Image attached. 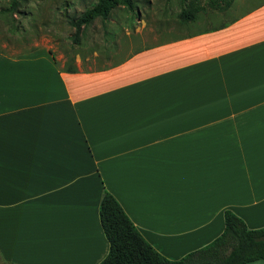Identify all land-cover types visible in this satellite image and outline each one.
Segmentation results:
<instances>
[{
	"label": "crops",
	"instance_id": "1",
	"mask_svg": "<svg viewBox=\"0 0 264 264\" xmlns=\"http://www.w3.org/2000/svg\"><path fill=\"white\" fill-rule=\"evenodd\" d=\"M127 12L64 50L0 48L5 264H98L105 190L169 259L225 210L264 226V0L165 39Z\"/></svg>",
	"mask_w": 264,
	"mask_h": 264
},
{
	"label": "trees",
	"instance_id": "2",
	"mask_svg": "<svg viewBox=\"0 0 264 264\" xmlns=\"http://www.w3.org/2000/svg\"><path fill=\"white\" fill-rule=\"evenodd\" d=\"M29 0H10L0 13H20ZM177 19L181 24L195 21L199 12L209 8L223 11L233 0H179ZM136 11L134 0H96L95 3L69 20L74 28L73 45H79L82 29L95 19L108 20L111 12L119 7ZM139 16V15H137ZM99 218L109 243L107 255L98 264H246L264 261V226L250 228L231 210L224 211L223 231L208 244L188 252L178 259H169L158 252L141 235L116 198L104 191L99 204Z\"/></svg>",
	"mask_w": 264,
	"mask_h": 264
},
{
	"label": "rangeland",
	"instance_id": "3",
	"mask_svg": "<svg viewBox=\"0 0 264 264\" xmlns=\"http://www.w3.org/2000/svg\"><path fill=\"white\" fill-rule=\"evenodd\" d=\"M96 0H29L21 12L0 13V48L7 52L16 53L27 46L34 47L36 44H44L55 50L76 46L72 44L71 36L74 28L69 25V20L74 19L86 8L92 6ZM135 12H127L130 22L137 18L146 23L147 28L156 29L163 39L178 34L183 30H195L217 25L235 15L236 12L245 10L263 0H233L229 12L208 9L199 12L197 20L184 27L177 19L180 10L179 0H134ZM10 0H0V9L6 8ZM235 12V13H234ZM125 10H117L111 19H123ZM139 15V16H137ZM111 19L103 22L97 18L89 26L82 29L79 37L84 42L87 39L99 36L104 32ZM183 28V29H182ZM0 264H5L0 259Z\"/></svg>",
	"mask_w": 264,
	"mask_h": 264
}]
</instances>
